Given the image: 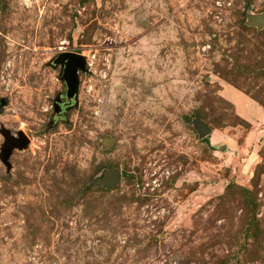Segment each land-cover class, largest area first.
I'll return each mask as SVG.
<instances>
[{"label":"rangeland","instance_id":"rangeland-1","mask_svg":"<svg viewBox=\"0 0 264 264\" xmlns=\"http://www.w3.org/2000/svg\"><path fill=\"white\" fill-rule=\"evenodd\" d=\"M263 12L0 0V155L28 139L0 159V264H264ZM61 52L86 60L71 104Z\"/></svg>","mask_w":264,"mask_h":264},{"label":"water","instance_id":"water-1","mask_svg":"<svg viewBox=\"0 0 264 264\" xmlns=\"http://www.w3.org/2000/svg\"><path fill=\"white\" fill-rule=\"evenodd\" d=\"M251 24L260 28L264 27V12L257 15ZM52 63L62 66V80L66 85V99L67 103H70L71 100L75 99L78 91V72L85 70L86 60L76 52H61L52 60ZM197 129L201 137H206L210 133V129L202 121L198 122ZM2 135L4 142L0 159L3 163H7L12 149L25 148L28 144V139L21 131L18 132L17 136L10 134L8 131H2ZM120 180L121 173L119 171L108 169L103 170L94 182L105 186H114Z\"/></svg>","mask_w":264,"mask_h":264},{"label":"flooded vegetation","instance_id":"flooded-vegetation-1","mask_svg":"<svg viewBox=\"0 0 264 264\" xmlns=\"http://www.w3.org/2000/svg\"><path fill=\"white\" fill-rule=\"evenodd\" d=\"M72 101L73 100H71L70 103H67V104H71ZM60 109H61V111H63L65 109V106L64 105H60Z\"/></svg>","mask_w":264,"mask_h":264},{"label":"trees","instance_id":"trees-1","mask_svg":"<svg viewBox=\"0 0 264 264\" xmlns=\"http://www.w3.org/2000/svg\"><path fill=\"white\" fill-rule=\"evenodd\" d=\"M105 188V187H104Z\"/></svg>","mask_w":264,"mask_h":264}]
</instances>
